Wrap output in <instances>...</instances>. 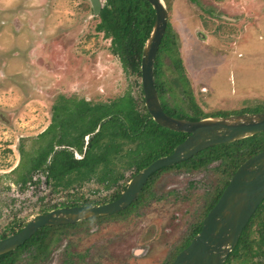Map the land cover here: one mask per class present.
I'll return each instance as SVG.
<instances>
[{
  "label": "rangeland",
  "instance_id": "1",
  "mask_svg": "<svg viewBox=\"0 0 264 264\" xmlns=\"http://www.w3.org/2000/svg\"><path fill=\"white\" fill-rule=\"evenodd\" d=\"M164 3L204 117L264 113V0ZM98 16L90 0H0V238L11 236L15 223L25 227L43 210L67 203L73 193L81 202L113 195L114 189L97 180L73 190L55 189L45 174L34 173L22 187L12 174L22 149L33 153L45 143L37 139L53 123V108L61 99L106 104L126 96L138 103L144 98L137 85L141 78L126 72L111 52V40L96 31ZM162 68L164 79H170L168 58ZM170 88L177 87L165 84L169 104L185 106L180 90L174 99ZM164 176L163 184L177 193L194 179ZM202 205L201 197L185 204L160 200L128 215L66 230L44 264H171Z\"/></svg>",
  "mask_w": 264,
  "mask_h": 264
},
{
  "label": "trees",
  "instance_id": "2",
  "mask_svg": "<svg viewBox=\"0 0 264 264\" xmlns=\"http://www.w3.org/2000/svg\"><path fill=\"white\" fill-rule=\"evenodd\" d=\"M104 1L98 16L100 22L96 27V31L103 33L107 39L111 40V52L119 59L126 72L131 77L140 79L142 52L155 23V12L145 0ZM163 58L170 60V70L177 77L164 79ZM154 77L156 89L164 109L168 105L165 84L171 83L182 85V92L189 100L188 105L195 106L194 100L190 98V88L180 57L178 36L173 32L169 23L156 57ZM137 85L141 87L138 82ZM168 95L174 96L175 89L170 88ZM194 116H196L195 119H198L200 113L195 111ZM179 117L190 120L189 115L184 114ZM57 128L59 129V135L55 131ZM97 129H99V132L95 134ZM86 137H90V139L86 158L83 161L77 160L67 150L54 151L56 146L54 140L58 138L56 140L58 146L72 147L82 153ZM258 137L259 134L236 143L211 148L202 155L210 158L222 156L220 158L227 159L229 157L235 162L237 169L247 159L264 150V141L261 142L262 138L259 140ZM39 138L45 139V143L38 146L33 153L27 154L22 149L20 152L21 162L17 169L12 172L17 178L14 181L16 180L15 182L20 183L22 187L28 182H32L33 174L37 173L41 166L47 163V159L51 154H54L47 166L48 175L46 178L55 189L71 188L84 178L97 179L100 183L106 180L105 187L109 188L111 185H115L123 176L122 173L118 174L113 164L120 150L118 139H123L129 144L138 142L140 147L146 149L140 156H137V159L134 156V150L128 152L126 157H122L127 165V168L124 167L125 171L136 165L138 172L155 160L171 155L174 148L184 141L185 135L163 129L155 124L146 110L144 98L141 103H138L131 97L126 96L106 104H92L87 101L74 102L63 98L54 106L51 128ZM104 166H106V169ZM24 169H26L25 172H23ZM227 185L228 182L223 189ZM222 193L220 191L218 198L221 197ZM119 196L120 192L118 191L114 194L112 201L118 199ZM217 202L218 199L211 207H214ZM95 204L98 203L73 201L72 203H63L51 209H45L42 213L46 214L61 208ZM131 209L132 207L114 216L89 220L76 225L43 228L17 250L0 256V264H44L49 260L62 232L81 225L114 219L128 214ZM261 213L262 209L259 208L254 216H259ZM253 227L254 225L251 224L246 226L236 248L225 264H264V224L256 225L258 237L254 236L255 238H253L251 231ZM23 228L20 224L15 223L11 227L10 233L14 235ZM201 228L202 225L200 224L192 233L193 237L201 231ZM7 237L3 235L0 240ZM190 239L184 243L179 252L189 245Z\"/></svg>",
  "mask_w": 264,
  "mask_h": 264
},
{
  "label": "water",
  "instance_id": "3",
  "mask_svg": "<svg viewBox=\"0 0 264 264\" xmlns=\"http://www.w3.org/2000/svg\"><path fill=\"white\" fill-rule=\"evenodd\" d=\"M145 1L152 6L156 16L141 58L145 107L158 126L189 134V137L175 148L173 154L154 161L134 176L117 200L103 205L61 208L37 216L20 232L0 240V256L17 250L43 228L70 226L116 215L136 200L149 177L157 171L187 161L208 148L235 143L264 132V113L210 117L190 122L172 118L164 112L155 85L154 66L167 29L168 10L164 0ZM90 3L94 15L98 16L102 9L101 0H90ZM263 200L264 150L236 170L218 202L204 218L201 231L172 264H225Z\"/></svg>",
  "mask_w": 264,
  "mask_h": 264
},
{
  "label": "flooded vegetation",
  "instance_id": "4",
  "mask_svg": "<svg viewBox=\"0 0 264 264\" xmlns=\"http://www.w3.org/2000/svg\"><path fill=\"white\" fill-rule=\"evenodd\" d=\"M175 77H177V76L172 74L170 79H173ZM186 78H187V75H186ZM187 82L189 85L188 79H187ZM171 85H173L174 87H177L176 90L178 92L180 90L182 96L184 97V99L181 100V102L185 100L187 102V104L185 106H182L181 104H177L176 102H173V104L170 105L168 98L166 97L168 105L166 106L165 109L163 108V106H162V108L168 116L175 118V119L190 121V122H196V121H200V120L205 119V118H210L209 116L208 117L202 116V115H207V114H202L201 109L196 105V103H195V106L188 105L189 100L184 96V93L182 92V89H181L182 85H180L179 83H171ZM189 88H190V85H189ZM176 90H175V94H176ZM157 92H158V90H157ZM190 93H191L190 98L193 99L191 90H190ZM158 96H159V93H158ZM176 97H177V95H174L173 98L175 99ZM186 107H188L191 111L187 110ZM195 111H198L200 113V117H198V119H195L196 118V116H194ZM184 114L189 115L190 120L179 117V116H182ZM53 116H54V108H53ZM53 116H52V122H53ZM230 116H232V115H230ZM150 118L152 119L151 116H150ZM223 118H225V117H223ZM52 124H51V126H52ZM51 126L46 131L41 133L40 136L45 134L51 128ZM163 129H165V128H163ZM55 131L57 132V135H59V129L57 128ZM98 132H99V129L96 130L95 134H97ZM172 132H174V131H172ZM180 134H183V133H180ZM184 135H185V138H184V141H185L189 137V134H184ZM89 139H90V137L85 138V147H84L82 153H79L76 149H74L72 147H68V146H64V145L58 146V143L56 140H54V144L56 145L54 147V151L60 152L62 150H67L68 152H71L77 160L83 161L86 158V153H87L86 151H87V147L89 144ZM37 140L42 141V142L46 141L45 139H41V138H39ZM117 142H118V144H120V150L118 151V154L116 155V161L113 164H114V167H116V171L118 172V174L122 173L123 176H122V178H120L115 183V185H111V187H109V188L105 187L107 181L105 180L103 182L104 187L107 188L108 190L114 189L113 195L111 196L110 200H106V201H102V202H96L98 204H95V205H99V204L103 205V204L113 202L112 198L114 197V194H116L119 191L120 196H121L126 191L128 184L131 181V179L140 172V171L137 172L136 165H134L131 169L125 171L124 167L127 168V165H126L125 159H123L122 157H126L128 155L127 154L128 152H130V151L132 152L134 150L135 151L134 156L137 159V156H140L144 151H146V149L140 147V143H138V142H131V144H129V143H126L125 140H123V139H118ZM225 145H227V144H225ZM219 146H224V145H219ZM215 147H218V146H214L212 148H215ZM208 149H211V148H208ZM208 149L201 151L200 153H198L197 155H195L194 157L190 158L187 161L178 163V164L171 166V167L163 168V169L157 171L156 173H154L153 175H151L149 177L148 181L143 186L142 191L140 192L139 196L127 208V209H129L132 207V209L129 213H134L138 209H145L152 204H157L158 201H160V200L170 201V199H172V201L174 203L177 202L178 204H182V203L185 204V203H189L190 201H195L196 197H201L203 205L201 206L198 213L194 217V219L197 218V220L191 224L194 227L190 231V234L188 237V238H191L190 239V242H191L193 239L192 233L196 230V228L200 224L202 225L204 218L213 209V207H211L212 204H214L215 200H217V199L219 200L218 195H219L220 191L223 192V190H225V189H223L224 186L226 185L227 182L229 184V182H230L231 178L233 177V175L235 174L236 170L241 166V165H239L236 169L235 162L229 157L227 159H224V158H220L222 156L213 157V158H210V157L205 156V155L203 156L202 154L204 152H206ZM174 150H175V148H174ZM174 150H173V152H174ZM173 152H172V154H173ZM76 154L80 155L81 157L78 158ZM53 155L54 154H51V156L47 159V163L45 165L41 166V168L37 171V175L42 173V174H45V176L47 177V175H48L47 166L49 165ZM165 157H167V156H165ZM104 168L106 169V166H104ZM131 170H132L131 177L128 181H126L125 174ZM170 173H174V176H178V177L192 176V177H194V179H189V181L186 183V187L183 189V192L177 193L176 191L170 190L171 188L169 186H167L166 184H163V182H164L163 178L165 177L164 175L170 174ZM93 180H97V179H93ZM93 180H89V178H84L81 182L74 184L71 188H68V189L73 190L74 186L81 187V184L83 185L85 183H90ZM97 181L100 183L99 180H97ZM197 194H199V195H197ZM68 200L69 201H67V203H72L73 201H77L78 203H85V202H81V199L77 198L75 196V193L71 194L69 196ZM93 202H95V201H92L89 203H93ZM59 205H61V204H59ZM81 206H83V205H81ZM259 208L262 209V213L259 216H254ZM257 210L252 215V217L250 218V221L248 222V224L254 225V227H256V225L264 224V200L258 206ZM125 215H128V214H125ZM175 216H179V214L176 213ZM105 218H107V217H105ZM115 218H117V217H115ZM93 220H95V219H93ZM103 222H105V221H103ZM191 235H192V237H191ZM256 237H258L257 234H256ZM253 238H255V237L253 236ZM187 240L188 239H186V241ZM184 243L182 244V246L180 248H182L184 246ZM180 248H178V252H177L176 256L180 253L179 252ZM176 256H175V258H176Z\"/></svg>",
  "mask_w": 264,
  "mask_h": 264
}]
</instances>
